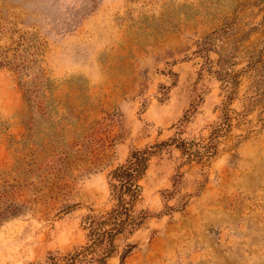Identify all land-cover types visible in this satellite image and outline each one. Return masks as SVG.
Returning <instances> with one entry per match:
<instances>
[{
	"label": "rangeland",
	"instance_id": "obj_1",
	"mask_svg": "<svg viewBox=\"0 0 264 264\" xmlns=\"http://www.w3.org/2000/svg\"><path fill=\"white\" fill-rule=\"evenodd\" d=\"M225 107L187 162L170 140L206 143ZM164 142L108 264H264V0H0V264H64L110 172Z\"/></svg>",
	"mask_w": 264,
	"mask_h": 264
},
{
	"label": "trees",
	"instance_id": "obj_2",
	"mask_svg": "<svg viewBox=\"0 0 264 264\" xmlns=\"http://www.w3.org/2000/svg\"><path fill=\"white\" fill-rule=\"evenodd\" d=\"M207 44L208 38L201 42L200 52L208 50L210 46ZM218 66L219 70L216 74L226 87L229 99L238 81L222 58L219 59ZM222 115L221 121L215 125L206 143H187L174 138L170 140L181 151L187 162H202L215 155L218 138L231 126L227 107L222 109ZM168 143H157L144 149L132 150L125 163L110 172L109 186L114 205L98 220L90 216L83 219V227L87 230V241L84 246L64 256L61 259L64 264H108L116 252L117 238L125 233L132 234L141 226L144 213L135 214L134 211L143 192L140 181L146 175L153 155ZM58 261V258L49 256L45 264H57Z\"/></svg>",
	"mask_w": 264,
	"mask_h": 264
}]
</instances>
